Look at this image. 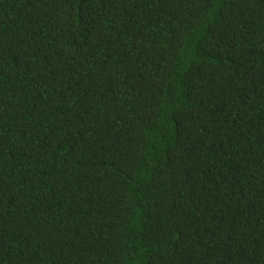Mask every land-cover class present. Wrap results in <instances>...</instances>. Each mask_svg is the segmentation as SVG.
<instances>
[{"label": "trees", "instance_id": "obj_1", "mask_svg": "<svg viewBox=\"0 0 264 264\" xmlns=\"http://www.w3.org/2000/svg\"><path fill=\"white\" fill-rule=\"evenodd\" d=\"M0 264H264V0H0Z\"/></svg>", "mask_w": 264, "mask_h": 264}]
</instances>
